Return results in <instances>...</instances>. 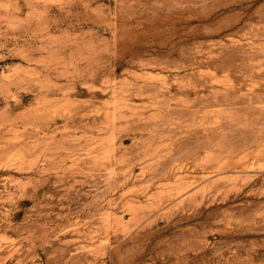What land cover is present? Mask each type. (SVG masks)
I'll list each match as a JSON object with an SVG mask.
<instances>
[{"label": "rangeland", "instance_id": "rangeland-1", "mask_svg": "<svg viewBox=\"0 0 264 264\" xmlns=\"http://www.w3.org/2000/svg\"><path fill=\"white\" fill-rule=\"evenodd\" d=\"M0 264H264V0H0Z\"/></svg>", "mask_w": 264, "mask_h": 264}]
</instances>
